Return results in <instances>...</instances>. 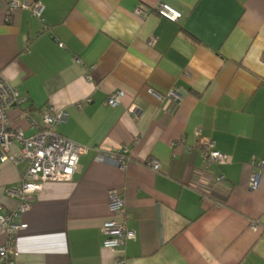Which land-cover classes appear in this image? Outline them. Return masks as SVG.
<instances>
[{"label": "crops", "instance_id": "1", "mask_svg": "<svg viewBox=\"0 0 264 264\" xmlns=\"http://www.w3.org/2000/svg\"><path fill=\"white\" fill-rule=\"evenodd\" d=\"M14 1L41 17L9 16ZM0 72L27 99L13 128L34 135L52 107L66 115L56 132L89 148L71 182L29 195L16 264H264V0H0ZM198 131L227 164L207 166ZM124 146L123 167L102 160ZM28 168L0 161V216L18 211L9 192ZM110 190L135 233L118 252L101 232Z\"/></svg>", "mask_w": 264, "mask_h": 264}, {"label": "built area", "instance_id": "2", "mask_svg": "<svg viewBox=\"0 0 264 264\" xmlns=\"http://www.w3.org/2000/svg\"><path fill=\"white\" fill-rule=\"evenodd\" d=\"M17 8L30 9L34 17L40 18L43 10L41 4L30 7L27 1H14L9 5V16ZM158 14L171 21L178 22L182 14L167 5L157 8ZM155 40L150 41L154 45ZM153 93V91H150ZM123 91L112 93L107 99V105L117 107L122 98ZM170 98L178 99L177 93L172 92ZM27 99L22 97L19 88L8 84L0 72V161L1 163L11 162L18 164L26 161L29 168L22 177L21 183L12 189L9 194L17 197L20 207L17 212L11 215L0 216V227L6 234V243L0 247V264H16V235L23 229L24 225L16 223L20 217L29 209V195L42 189L46 182H71L78 170L80 158L87 154L88 147L74 143L68 138L56 132V126L66 120L63 112H56L54 108L48 107L42 113L43 127L34 135L27 137L21 129H15L11 125L10 112L13 108L22 107ZM134 112V109H131ZM33 126L35 124L33 123ZM199 141L201 156L207 166H223L228 163L226 155L216 150V143L202 137L201 131L196 133ZM16 144L20 145L18 152L13 149ZM129 155L127 147H121L115 153L103 157V161L116 166L123 167ZM146 165L155 172L160 171V163L155 160L147 161ZM264 170V161L260 163ZM224 177L217 178L222 182ZM257 186V174L251 178V187ZM110 211L114 219L106 221L102 227L103 246L113 252H118L126 243L135 239V233L127 228L128 214L123 197L117 190H110L107 195ZM252 229L257 230V223H253ZM120 264H125L121 259Z\"/></svg>", "mask_w": 264, "mask_h": 264}]
</instances>
